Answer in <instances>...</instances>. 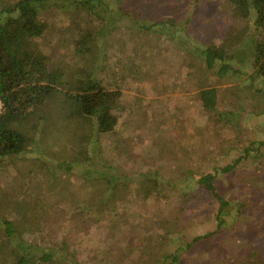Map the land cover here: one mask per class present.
Here are the masks:
<instances>
[{
    "label": "rangeland",
    "instance_id": "374dc122",
    "mask_svg": "<svg viewBox=\"0 0 264 264\" xmlns=\"http://www.w3.org/2000/svg\"><path fill=\"white\" fill-rule=\"evenodd\" d=\"M130 5L139 21L168 19L175 24L167 28L179 33L119 28L99 39L102 79L123 92L115 130L93 137L83 119H59L55 103L39 128L37 117L29 120L24 151L0 159V215L34 244L65 245L71 260L55 264H264V78L254 75L247 55L257 35L254 13L246 18L230 0ZM41 16L48 27L37 43L52 66L93 67L76 51L78 40L100 27L92 16L59 6ZM194 43L224 45L241 60L237 71L222 77L207 70ZM212 87L224 120L202 105L201 90ZM95 146L105 170L129 183L157 175L163 188L148 199L128 183L109 194L102 180L82 174L92 167ZM76 159L83 164L73 171L57 168ZM209 173L229 203L222 224L219 201L201 179ZM9 254L3 240L0 264H16Z\"/></svg>",
    "mask_w": 264,
    "mask_h": 264
},
{
    "label": "trees",
    "instance_id": "16d2710c",
    "mask_svg": "<svg viewBox=\"0 0 264 264\" xmlns=\"http://www.w3.org/2000/svg\"><path fill=\"white\" fill-rule=\"evenodd\" d=\"M230 2L238 7L246 18L253 13L255 15L257 37L254 35L250 40V53L247 52V55L254 75L264 78V34L260 31L264 26V0ZM52 6H59L65 11L74 8L87 13L99 23L100 27L95 36L82 37L76 43V51L80 54L82 62L88 61L86 58L92 61L93 67L90 69L87 65H82L78 70L68 72L54 67L40 48L37 41L46 34L48 27L41 15ZM136 15L130 0H0V99L4 105V110L0 113V159L19 155L24 151L29 138L26 129L29 120L35 121L37 117L39 128L40 124L51 118L54 103L59 105V119L75 120L79 123L83 119L90 126V130L92 129L93 137L99 139L115 130L119 110L123 108V92L119 87L110 88L105 85L102 79L101 73L105 64L101 56V46L98 44L99 39L109 36L119 28L169 33L168 36L179 33L174 28H167L169 22L172 23L168 19L149 23L139 21ZM127 20L131 21L129 27L122 25ZM193 48L192 52L200 57L206 69L216 71L222 77L237 71L234 64L241 63L224 45L211 43L204 46L194 43ZM200 98L206 110L217 113L220 120L225 119L227 113L217 109L216 88L202 89ZM33 124L36 125L35 122ZM89 135H83L82 138H91ZM82 162L71 160L60 163L57 168L70 172L77 169L75 164L80 166ZM236 164L237 160L227 165L224 170L230 172ZM91 166L89 169L84 167L82 174L84 177L91 175L97 180H102V183L107 185L109 194H114L121 185L128 183L129 186H139L143 198L148 199L163 188V179L157 175L144 174L139 180L133 178L129 183L130 177L118 176L105 170L106 166L96 146ZM201 179L206 190L219 201L217 218L219 224H222L223 212L229 203L217 192L213 174H206ZM213 235L214 233L197 236L188 247L191 248L193 244ZM3 240L16 264H55L62 259L71 260L65 245L44 247L34 244L23 237L15 222L0 215V245ZM172 258L173 261L179 260L176 255H172ZM71 264L83 263L72 260Z\"/></svg>",
    "mask_w": 264,
    "mask_h": 264
},
{
    "label": "built area",
    "instance_id": "2783aa9c",
    "mask_svg": "<svg viewBox=\"0 0 264 264\" xmlns=\"http://www.w3.org/2000/svg\"><path fill=\"white\" fill-rule=\"evenodd\" d=\"M4 110V105L3 102L0 99V113Z\"/></svg>",
    "mask_w": 264,
    "mask_h": 264
}]
</instances>
